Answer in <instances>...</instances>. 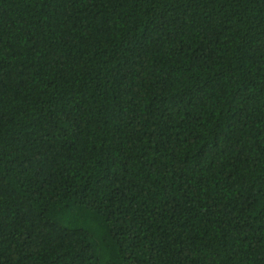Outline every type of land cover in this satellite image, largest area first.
Masks as SVG:
<instances>
[{
    "label": "trees",
    "instance_id": "1",
    "mask_svg": "<svg viewBox=\"0 0 264 264\" xmlns=\"http://www.w3.org/2000/svg\"><path fill=\"white\" fill-rule=\"evenodd\" d=\"M0 264H264V0H0Z\"/></svg>",
    "mask_w": 264,
    "mask_h": 264
}]
</instances>
